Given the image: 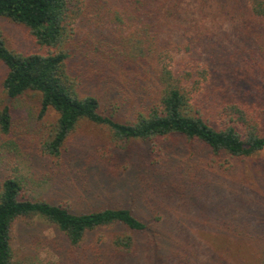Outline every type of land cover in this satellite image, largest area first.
<instances>
[{"label":"trees","instance_id":"1","mask_svg":"<svg viewBox=\"0 0 264 264\" xmlns=\"http://www.w3.org/2000/svg\"><path fill=\"white\" fill-rule=\"evenodd\" d=\"M185 1L0 0V18L25 27L36 47L26 53L8 49L0 34V63L6 70L2 90L12 100L26 92L37 93L39 117L49 110L56 116L40 145L44 157L61 158L69 138L87 123L105 127L118 146L109 156L104 150L100 157L88 155L87 168L101 165L109 173H119L132 164L131 155L164 156L162 143L171 137L198 145L210 157L209 167L224 172L234 169L233 163L260 166L259 161H264V0ZM194 5L192 16L183 18L181 7ZM220 20L231 28L220 27ZM183 51L187 59L197 57L175 60ZM114 105L125 111V121L113 116ZM10 127V111L5 108L0 111V133L8 134ZM159 164L164 166L163 160ZM254 179L252 190L240 192L247 201L245 208L257 214L264 227V208L251 206L257 191L264 205L260 190L264 192V175ZM34 217L55 226L71 251L80 248L88 232L115 225L126 228L127 233L111 243L109 264L133 254L135 235L147 233L157 240L155 246H162L158 227L163 221L157 224L158 218L143 220L127 206L76 214L67 205L31 198L17 177L8 176L0 184V264H14L15 222ZM248 220L236 217L230 220L235 225L227 223L232 232L247 234L245 240L239 235L231 238L226 247L237 250L235 264L245 261V252H259V264H264V230L258 229L257 221L251 225ZM172 239L173 249L179 239ZM218 253L211 251L205 263L229 264L227 255ZM191 255L196 256L194 251ZM189 257L177 254L169 261L177 258L184 263Z\"/></svg>","mask_w":264,"mask_h":264},{"label":"rangeland","instance_id":"2","mask_svg":"<svg viewBox=\"0 0 264 264\" xmlns=\"http://www.w3.org/2000/svg\"><path fill=\"white\" fill-rule=\"evenodd\" d=\"M195 7H181L183 18L189 19ZM218 25L226 30L231 28L221 20ZM0 34L8 49L22 53L36 49L27 29L6 18H0ZM187 58L185 51L175 55L179 62L194 61ZM5 74V67L0 63V111L8 108L11 115L9 133H0V184L5 177L15 176L31 198L67 205L76 214L127 206L143 220L158 218L157 224L163 221L158 227L162 246H155L157 240L147 233L135 235L133 254L116 264H206L204 259H208L213 250L219 251V256L227 255V262L235 264L237 250L227 247L232 244L231 238L239 235V240H245L247 233L232 232L233 227L227 223L235 225L231 219L248 218V223L255 225L257 221L258 229L264 230L259 216L245 208L247 201L240 192L252 190L254 177L264 175L263 160L259 161V167L233 163L235 168L224 172L209 167L210 157L198 145L191 146L184 139L171 137L162 143L164 156L146 152L131 155V165H126L119 173H109L101 165L87 168V156L94 153L100 157L101 150L109 156L117 145L105 127L87 123L80 124L69 138L61 158L48 160L40 151V145L56 116L49 110L39 117L37 93L26 92L18 99H9L2 90ZM111 113L119 121L127 119L120 105H114ZM95 145H99L97 149ZM162 160L164 166L159 164ZM260 190L263 194L262 188ZM248 196L252 199V195ZM251 206L264 208L259 191L251 200ZM171 229L176 233L168 234ZM125 233L127 229L118 225L97 229L86 233L80 248L71 251L63 234L44 219L34 217L28 222L18 221L12 228V262L92 264L94 260L109 264L108 257L114 252L112 241ZM172 238L179 239L173 249L169 245ZM182 240L188 244L182 245ZM95 249L99 252L97 256L93 255ZM193 251L195 257L191 255ZM184 253L190 254L184 263L177 258L169 261ZM256 254L245 252V261L241 264H259L261 254ZM159 259H164L163 263Z\"/></svg>","mask_w":264,"mask_h":264}]
</instances>
